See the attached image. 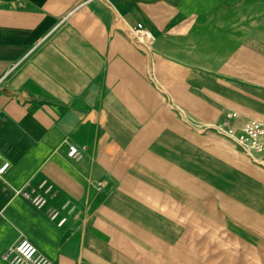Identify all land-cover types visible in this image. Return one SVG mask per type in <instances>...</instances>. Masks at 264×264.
Segmentation results:
<instances>
[{
  "label": "crops",
  "instance_id": "crops-1",
  "mask_svg": "<svg viewBox=\"0 0 264 264\" xmlns=\"http://www.w3.org/2000/svg\"><path fill=\"white\" fill-rule=\"evenodd\" d=\"M124 21L154 34L150 56ZM220 67L246 84L214 121L264 119V0H0V264H25L24 239L40 264H264L262 169L166 99L205 119L183 102L203 108Z\"/></svg>",
  "mask_w": 264,
  "mask_h": 264
},
{
  "label": "rangeland",
  "instance_id": "rangeland-1",
  "mask_svg": "<svg viewBox=\"0 0 264 264\" xmlns=\"http://www.w3.org/2000/svg\"><path fill=\"white\" fill-rule=\"evenodd\" d=\"M151 34L153 36L152 50H151V54H152V52L154 50V44L156 41V37L154 36V34L152 32H151ZM139 48L142 49L141 47H139ZM142 50L144 51V53L147 56L151 55V54L149 55L144 49H142ZM217 58L222 59V61H221L222 63L224 62V56H217ZM228 59L233 65H239V66L240 65H245V66L250 65L251 66V65L255 64V62L257 60V58H255L254 55H250V54L248 55V53H247V55L246 54H244V55H240V54L239 55H232V56H229ZM201 66H207V64L202 62ZM224 70L225 69H223L221 67L216 69V70H210V72L213 74V75L209 76L210 78L207 79V77H204V78L201 77V80H200L201 86L194 91L195 95H192V97L197 98L198 100L204 101L201 103V106H203V108L194 107V106L190 105L189 103L183 102L181 100L192 113H194L198 116H201L205 119H201V118H198V117H195V116L189 114V112H187V110L185 108H183L178 103H176L171 98V96L168 94L166 95V99L168 100V106L171 108V110L174 113H176L178 118L181 121H183L184 123H186L194 131H196L195 133L200 134L199 136L211 137V138L216 139V140L228 142V139L226 137L218 135L216 133L215 134L218 136L213 135V134H211V133H213V131L201 130L202 128L197 126V124H204V123L213 122L215 119H217V117H219V115L221 114V112L225 108H235L234 105L242 104L241 97L239 94H242L244 92L243 87L241 85H242V83L246 84V82L243 81L238 76L226 73ZM250 70H251L250 73L253 76H256L258 74V72L255 69H250ZM232 73H234V70ZM208 80H209V82H208ZM152 81L156 82V79L154 78V76L152 78ZM260 81H261L260 84L256 83L255 88L259 89L260 91H264V81L263 82H262V80H260ZM1 84H2V81L0 82V86H1ZM153 95H159V94L156 90H153ZM162 99H163V97H162ZM258 101L260 102V104H262V103H264V98L258 99ZM136 104L138 106V109L146 110V108L144 107L146 104L144 102V100L141 102H136ZM163 104H164V107L166 108L164 100H163ZM220 104H221V106H218ZM252 108L254 109V107H252ZM188 118H189V121H187ZM171 119L177 120L175 116H171ZM171 119H170V121H171ZM262 120H264V119H262ZM133 121H134V125L137 127V131H136L137 133L135 135H133V138L135 139V141L139 142L145 136L144 132L146 130L145 128L147 127V123L149 122V119H143L142 118V119H134ZM208 131H211V132H208ZM233 148L240 155H243L239 149H237L235 147H233Z\"/></svg>",
  "mask_w": 264,
  "mask_h": 264
},
{
  "label": "built area",
  "instance_id": "built-area-1",
  "mask_svg": "<svg viewBox=\"0 0 264 264\" xmlns=\"http://www.w3.org/2000/svg\"><path fill=\"white\" fill-rule=\"evenodd\" d=\"M123 25L130 38L150 55L153 42L151 32L141 22L131 25L124 21ZM187 121H189V118ZM197 126L201 127V130H211L218 135L226 137L253 163L257 164L264 174V120L248 118L239 121L237 111L226 110L218 120L211 123L197 124ZM76 152V147L70 146L69 154L74 155ZM7 165V162H4L0 166V172ZM23 194L25 197L30 198L36 207H41L45 203V198L40 194L31 195L27 191ZM56 215L57 212H53L51 217L54 218ZM62 221L60 220V222ZM15 250L18 254L16 261L23 258L26 260L25 264H40L34 258L36 248L30 241L22 240L17 244Z\"/></svg>",
  "mask_w": 264,
  "mask_h": 264
}]
</instances>
